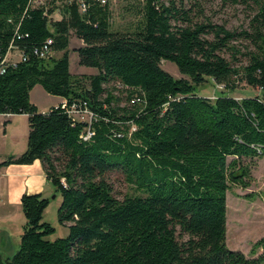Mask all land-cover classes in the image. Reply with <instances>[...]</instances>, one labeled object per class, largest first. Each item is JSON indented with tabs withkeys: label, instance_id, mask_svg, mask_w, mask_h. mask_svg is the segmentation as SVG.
Instances as JSON below:
<instances>
[{
	"label": "trees",
	"instance_id": "trees-1",
	"mask_svg": "<svg viewBox=\"0 0 264 264\" xmlns=\"http://www.w3.org/2000/svg\"><path fill=\"white\" fill-rule=\"evenodd\" d=\"M83 1L85 11L77 1L46 0L45 8L0 0V114H26L30 126L27 150L0 166L40 160L68 229L52 239L50 199L24 194L19 250L0 254V264H264V237L249 255L227 245L228 191L249 187L244 159L264 157V0H235L255 9L240 32L161 0H136L138 23L114 30L111 0ZM58 10L62 19L53 20ZM72 34L83 42L79 64L96 74L71 72ZM241 38L255 50L237 68L224 53L236 59ZM48 39L61 57L35 55ZM11 46L26 57L16 66L2 63ZM163 61L187 78L173 77ZM207 81L260 94L211 99L198 92ZM38 85L65 103L40 112L30 100ZM73 107L91 119L70 115ZM88 129L94 135L84 140ZM113 173L133 190L122 200Z\"/></svg>",
	"mask_w": 264,
	"mask_h": 264
},
{
	"label": "rangeland",
	"instance_id": "rangeland-1",
	"mask_svg": "<svg viewBox=\"0 0 264 264\" xmlns=\"http://www.w3.org/2000/svg\"><path fill=\"white\" fill-rule=\"evenodd\" d=\"M166 5L174 2L178 8L189 11L190 18L195 21L210 20L214 23L225 25L230 30L242 31L248 29L250 22L255 15V9L248 7L235 0H161ZM111 10L113 11L112 24L114 30H125L134 26L140 20L137 11L142 4L136 0H111ZM62 10L53 15V20L61 19ZM83 46V42L72 34L70 57L71 69L75 74L87 72L88 68L79 64V56L76 49ZM235 46L240 50L236 59L229 52L224 53L237 68L246 66L249 55L255 50L252 42L239 39ZM55 58L62 56L61 52H53ZM162 68L177 79H185L177 66L169 61L162 62ZM45 92V91H44ZM198 92L202 96L216 99V97L226 90L221 85H216L212 81H207L200 86ZM231 96L241 99L245 96H255L260 94L259 89L249 87L245 83L239 84V88L233 92H226ZM121 106L127 105L126 96L121 94ZM34 99L42 111H48L61 99L49 93L35 92ZM5 148V145L4 147ZM243 163L251 167V182L248 188L233 186L227 194V245L229 248L249 255L254 245L264 237V157L257 159H244ZM113 186L115 196L122 200L127 195L132 194L133 190L125 181V178L113 173L109 178ZM53 194L50 204L44 214V221L56 228V234L52 237H65L68 234L67 227L59 223L58 210L62 198L60 195ZM56 196V197H55ZM55 197V198H54ZM252 221V222H251ZM11 229V241L19 240L16 226H7ZM23 229V228H22ZM23 231V230H22ZM23 233V232H22ZM21 239V237H20ZM19 250V248H18ZM16 250V252L18 251ZM14 252V254L16 253ZM10 257H13V255Z\"/></svg>",
	"mask_w": 264,
	"mask_h": 264
},
{
	"label": "crops",
	"instance_id": "crops-1",
	"mask_svg": "<svg viewBox=\"0 0 264 264\" xmlns=\"http://www.w3.org/2000/svg\"><path fill=\"white\" fill-rule=\"evenodd\" d=\"M58 11L60 12V10ZM13 58H17L16 53L13 54ZM71 72L73 73L72 69ZM81 74L93 75L96 74V71L92 68H88L87 72ZM37 91L42 94L46 93L44 88L38 85L31 91L30 100L42 113H47L51 110V108L57 107L66 101L60 97L61 99L59 102L51 106L48 111H42L34 99V94ZM29 132L30 126L28 115L0 114V164L11 156H20L27 150ZM4 145L5 148H3ZM54 193V187L50 181H48L44 167L40 160H36L32 164H12L4 167L0 166L1 255L4 257H10L12 254H14V252H16V250H18L20 246V237L22 236L23 232L22 228L26 223L21 203L22 196L24 194H43L45 197L51 199L50 196H52ZM58 195L60 194H57L56 196L58 197ZM7 226H16L17 228L16 230L18 232L19 240L16 239L14 244L11 241V229Z\"/></svg>",
	"mask_w": 264,
	"mask_h": 264
},
{
	"label": "built area",
	"instance_id": "built-area-1",
	"mask_svg": "<svg viewBox=\"0 0 264 264\" xmlns=\"http://www.w3.org/2000/svg\"><path fill=\"white\" fill-rule=\"evenodd\" d=\"M68 2H73V1H77L78 4L80 5V10L81 11H85L86 9V4L84 3L83 0H67ZM102 4H106L108 0H100ZM56 5L57 6H62V2L61 0H56ZM32 6L33 7H41V6H45V8L47 7V3L46 0H32ZM47 10V9H46ZM47 15V13H46ZM52 44H53V40L52 39H48L46 41V43L39 49L35 50V55L42 60H46L48 59L53 51H52ZM16 53L17 58H13V54ZM20 60H26V57H24L23 53L20 52V50L18 49H14L10 48V51L7 52V54L4 56V58H2V63H10L13 64L14 66H16L17 61ZM1 72H5L4 69H1ZM70 115H73L75 118H80V119H84V118H89V120L92 117V113H90L89 111L85 110L84 112H81L80 110H78L76 107L71 108V110L69 111ZM94 135V133L92 132L91 129L86 130V132L82 135V138L84 140H90L92 138V136Z\"/></svg>",
	"mask_w": 264,
	"mask_h": 264
},
{
	"label": "bare ground",
	"instance_id": "bare-ground-1",
	"mask_svg": "<svg viewBox=\"0 0 264 264\" xmlns=\"http://www.w3.org/2000/svg\"><path fill=\"white\" fill-rule=\"evenodd\" d=\"M252 222V221H251Z\"/></svg>",
	"mask_w": 264,
	"mask_h": 264
}]
</instances>
